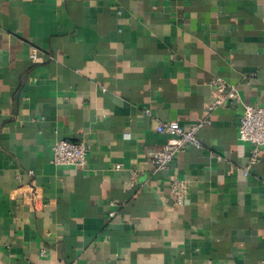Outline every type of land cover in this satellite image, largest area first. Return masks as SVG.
<instances>
[{"label":"crops","instance_id":"crops-1","mask_svg":"<svg viewBox=\"0 0 264 264\" xmlns=\"http://www.w3.org/2000/svg\"><path fill=\"white\" fill-rule=\"evenodd\" d=\"M263 69L264 0H0V264H258L264 149L243 174L237 132ZM215 76L239 99L209 111ZM204 118L154 172L158 121ZM56 139L85 165L52 163Z\"/></svg>","mask_w":264,"mask_h":264},{"label":"built area","instance_id":"built-area-1","mask_svg":"<svg viewBox=\"0 0 264 264\" xmlns=\"http://www.w3.org/2000/svg\"><path fill=\"white\" fill-rule=\"evenodd\" d=\"M30 57L32 61H39L36 49L33 50ZM262 76L264 79V69ZM210 85L213 98L211 103L207 105L209 111L222 105L226 99H239L236 87L226 83L221 77H213L210 81ZM208 122L209 120L204 118L194 125L185 128L175 120L158 121L156 131L168 134L169 137L162 147L150 149L148 151V155L154 166V172L162 173L167 171L176 155L184 151L188 145L200 148L202 142L199 139L198 131ZM237 133L241 141L250 144L247 162L242 168L243 174L248 175L254 164L259 160L262 149H264V105L247 104L244 106ZM89 149L90 145L84 140L71 141L67 139H56L52 144L51 161L54 164L70 165L81 168L85 165ZM218 158L221 159V156H218ZM116 167L118 168L119 165H116ZM188 191L189 187L186 181L178 179L172 180L169 192L174 204H183L187 199ZM26 197L30 200L37 199L38 195L34 185L29 188ZM110 215H114V212H111ZM258 264H264V256L260 259Z\"/></svg>","mask_w":264,"mask_h":264}]
</instances>
